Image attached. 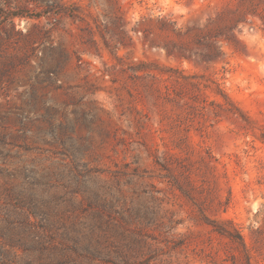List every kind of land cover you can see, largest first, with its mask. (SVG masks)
I'll return each instance as SVG.
<instances>
[{
  "label": "rangeland",
  "instance_id": "1",
  "mask_svg": "<svg viewBox=\"0 0 264 264\" xmlns=\"http://www.w3.org/2000/svg\"><path fill=\"white\" fill-rule=\"evenodd\" d=\"M242 1L38 0L4 13L0 0V264H232L228 241L195 221L155 163L174 138L150 78L133 71L141 62L219 77L252 119L185 126L191 160L211 154L232 192L225 213L206 217L238 224L264 264L251 231L264 229V22L249 15L240 52L224 44L225 72L145 42H165L162 17L185 27Z\"/></svg>",
  "mask_w": 264,
  "mask_h": 264
},
{
  "label": "trees",
  "instance_id": "2",
  "mask_svg": "<svg viewBox=\"0 0 264 264\" xmlns=\"http://www.w3.org/2000/svg\"><path fill=\"white\" fill-rule=\"evenodd\" d=\"M7 7H14L17 11L28 9L29 3H37L38 0H3ZM21 2V3H20ZM5 6V7H4ZM47 7H51L48 6ZM9 10V9H7ZM54 13L52 10L49 14ZM252 13V14H249ZM249 15L259 17L264 22V1L258 3L255 0L242 1L235 8L218 13L215 18L210 17L205 23L198 21L192 25L179 27L176 21L162 17L159 19V32L165 38V42L157 45L155 40L145 36L150 48L163 49L168 58L178 61H189L195 65L217 66L222 65V70L227 71L229 65L228 56L223 46L229 45L235 51L240 52L243 42L239 38L242 28L247 24ZM27 13L21 12L13 15L15 18H26ZM138 35V28L133 29ZM136 73H144L150 78L147 85L152 96L157 101L163 102L159 106L163 111L164 120L169 121L173 135L174 149L163 158H155V163L160 170L166 172L170 184L181 196L193 206H196L203 216L202 220H195L200 224L210 227L211 233L220 239L227 240L231 249L230 259L232 264H254L253 249L249 247L242 228L230 219H210L206 217V211L216 216L225 213L232 202V192L226 183L222 186V179H227L225 174L218 172V161L208 153V157L199 154L198 160H191L195 152L190 144V129L197 121L199 124L214 127L224 120L253 123L248 114L226 93L219 77H210L203 82L204 75H185L180 68L166 66L158 68L153 63L141 62L133 69ZM218 75V74H217ZM210 91L212 100L209 101L202 93ZM173 104L178 109L169 110L166 106ZM185 153L188 157L183 158ZM154 202L158 198L153 194ZM152 213H154L152 211ZM259 227L252 231V240L256 245V251L264 249V229Z\"/></svg>",
  "mask_w": 264,
  "mask_h": 264
}]
</instances>
